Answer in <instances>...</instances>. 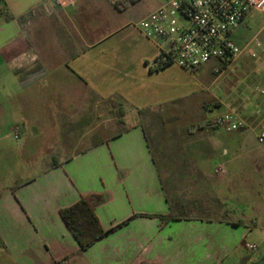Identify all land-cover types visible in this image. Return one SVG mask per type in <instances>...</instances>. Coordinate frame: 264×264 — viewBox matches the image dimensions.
Segmentation results:
<instances>
[{
  "label": "crops",
  "instance_id": "0c3cea01",
  "mask_svg": "<svg viewBox=\"0 0 264 264\" xmlns=\"http://www.w3.org/2000/svg\"><path fill=\"white\" fill-rule=\"evenodd\" d=\"M43 1L0 0V139L11 136L14 124L21 127L19 141L40 138L37 102L46 100L53 110L45 118L44 155L51 159L29 166L25 171L34 173L16 182L6 179L14 171L0 165V264H264V205L259 213L228 217L217 185L226 187L229 171L218 177L213 172L218 165L210 171L207 164L218 149L227 154L218 131L200 127L207 120L202 113L212 106L199 104L204 108L198 117L180 125L191 143L185 150L186 177L217 190L220 218L196 215L205 210L202 204L188 206L177 192L170 197L168 187L177 185L160 176L146 130L136 119L133 101L147 83L179 67L154 70V43L137 22L128 29L121 12L132 6L141 20L160 0L121 8L117 0H100L97 10L109 11L110 25L102 33L106 22L91 21L81 0L48 10ZM247 76L264 83L263 69ZM254 103L248 108L238 98L225 106L243 123L240 130L250 129L256 140L264 129V98ZM106 106L113 127H106ZM115 124L122 126L116 132ZM90 194L102 196L95 213L103 230L113 231L81 250L59 210ZM246 243L257 249L247 250Z\"/></svg>",
  "mask_w": 264,
  "mask_h": 264
},
{
  "label": "rangeland",
  "instance_id": "374dc122",
  "mask_svg": "<svg viewBox=\"0 0 264 264\" xmlns=\"http://www.w3.org/2000/svg\"><path fill=\"white\" fill-rule=\"evenodd\" d=\"M105 1L107 3L112 0ZM99 2L100 0H81V4H88L87 17L91 18V21L99 23L104 20L106 22L109 18V11L101 9L98 11ZM137 11L130 6L127 11L121 12L123 23L127 24L128 29L135 28L136 22L140 21V19L137 20L139 18ZM109 27L110 25L108 26L106 22L105 25H100L99 31L102 33ZM122 34L127 35L128 33ZM233 42L240 48L247 43L258 42L260 48L252 47L251 50L256 52L254 58L249 55V50L245 51L235 59L232 66L225 69L220 75L213 74L212 63L204 65L194 73L173 68L163 76L152 78L147 83L146 92L141 98L133 101L132 105L136 119L146 130L160 176L165 183L170 179L174 185H177L176 189L168 187L170 197L172 193L177 192L178 197L185 198L188 206L196 202L198 205L202 204L205 210L203 211L202 208L200 212L196 211L195 214L198 216L220 218L221 208L218 204L219 199H217L220 195L213 186L206 185V181L199 183V180L194 181L186 177L185 150L191 143L187 136L189 135L187 130L180 124L193 117H198V113L204 108L199 104L212 106L211 110L202 113L204 118L209 119L225 114L227 112L225 105L233 103L238 98H242L248 108H253L252 103L255 104L256 98H263L256 91V88L262 84L260 82L253 83L247 75L259 69L264 71V12H251L237 28ZM215 102L220 104L214 105ZM37 104L39 113L36 116L42 122L38 125L42 134L40 138L28 139L24 142L15 140L12 136L0 139V152H2L0 165H8L14 171L6 178L12 180L11 182L20 181L33 174L34 172L25 171L29 166L37 164L43 166L46 160L51 159L49 155H44V151L47 149L45 145L49 139L46 134L49 125L45 124V118L51 115L53 110L48 107L49 103L46 100H39ZM107 108L109 106H106V127H113L114 125L110 122L111 113L107 111ZM5 120L8 119L5 118ZM115 125L116 128L112 130L115 132L122 127L118 124ZM193 127L195 128V126ZM217 137L218 142L227 149V154L224 155L220 148L208 160L207 164L210 171L217 165L223 166L229 171L230 176L226 187L224 188V182L217 185L223 190L226 215L235 218L259 213L261 205H264V153L262 146L254 139L252 131L247 128L238 129L232 133L220 130ZM83 146H85L84 143H82ZM193 184L195 185L191 186ZM190 208L187 207V209Z\"/></svg>",
  "mask_w": 264,
  "mask_h": 264
},
{
  "label": "built area",
  "instance_id": "2783aa9c",
  "mask_svg": "<svg viewBox=\"0 0 264 264\" xmlns=\"http://www.w3.org/2000/svg\"><path fill=\"white\" fill-rule=\"evenodd\" d=\"M137 0H117L118 8ZM70 8L76 0H44L42 7ZM251 12H264V0H160L159 5L138 23L142 35L153 42L157 54L152 61L154 70L176 65L185 72H197L204 65L213 64L212 72L220 75L232 66L235 59L245 51L255 57L252 47L260 48L258 42L238 47L233 39L239 25ZM264 54V53H263ZM256 91L264 98V83ZM200 127L232 133L243 127V123L231 113L204 120ZM19 124L10 128V134L18 140ZM256 141L264 146V129ZM218 177L227 176L225 167L213 170ZM245 248L255 251L257 245L246 243Z\"/></svg>",
  "mask_w": 264,
  "mask_h": 264
},
{
  "label": "trees",
  "instance_id": "16d2710c",
  "mask_svg": "<svg viewBox=\"0 0 264 264\" xmlns=\"http://www.w3.org/2000/svg\"><path fill=\"white\" fill-rule=\"evenodd\" d=\"M115 6L118 8L116 3ZM120 116H122V113ZM101 142L102 141H99V143ZM93 143L94 145L96 144L95 141ZM102 201L103 198L101 195H84L73 205L59 210L60 218L71 232L81 250L89 248L92 244L101 240L113 231V229L103 230L96 216L95 210ZM159 218L162 219V221L166 219L163 217ZM172 218L173 215H168V219ZM126 222L127 221L124 223Z\"/></svg>",
  "mask_w": 264,
  "mask_h": 264
}]
</instances>
